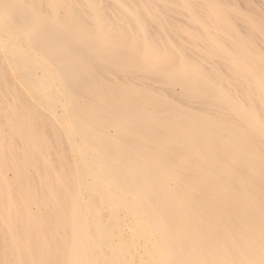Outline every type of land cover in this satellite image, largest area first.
Instances as JSON below:
<instances>
[{
	"label": "bare ground",
	"instance_id": "1",
	"mask_svg": "<svg viewBox=\"0 0 264 264\" xmlns=\"http://www.w3.org/2000/svg\"><path fill=\"white\" fill-rule=\"evenodd\" d=\"M0 264H264V0H0Z\"/></svg>",
	"mask_w": 264,
	"mask_h": 264
}]
</instances>
